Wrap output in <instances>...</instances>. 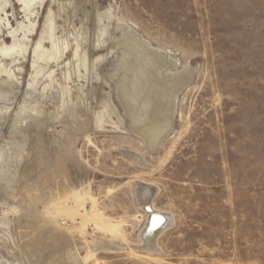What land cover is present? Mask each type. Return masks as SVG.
I'll return each instance as SVG.
<instances>
[{"label": "rangeland", "instance_id": "374dc122", "mask_svg": "<svg viewBox=\"0 0 264 264\" xmlns=\"http://www.w3.org/2000/svg\"><path fill=\"white\" fill-rule=\"evenodd\" d=\"M124 33L186 80L157 151L121 95ZM0 49V264H264V0H0ZM147 188L172 224L153 254Z\"/></svg>", "mask_w": 264, "mask_h": 264}, {"label": "bare ground", "instance_id": "6f19581e", "mask_svg": "<svg viewBox=\"0 0 264 264\" xmlns=\"http://www.w3.org/2000/svg\"><path fill=\"white\" fill-rule=\"evenodd\" d=\"M48 20L51 24H55L52 18H48ZM102 23L103 21L101 15L97 16L95 24ZM129 35L130 34L128 33H124V36L126 37L123 46V51L125 52V60L121 65V70L123 73L119 77V87L127 110V114L131 119V130L139 136L143 137L150 151H157L163 140L168 136V134L174 127V112L177 95L183 85H185L186 82L184 81L186 80L183 79V81L177 75H173L171 80L166 78L165 74L167 72H171L172 67L175 66L174 63L172 61L164 59V57L159 53V51L152 49L148 43L143 42L144 40L141 41L135 37H129ZM101 36L102 34L96 35L97 38L95 42L97 44H101ZM44 39V37H41V41ZM51 39H53V37H51ZM82 45L83 43H78L77 49H79L80 51L83 50V55L81 54L82 52H77L76 56L74 57L81 58L82 56H84L83 58L86 61L88 55L85 52V49H83ZM14 48L11 49V53L14 51ZM68 48V43H60L59 41L55 40V42H52L53 51L48 52L43 48L42 42H39L34 51L36 56L34 64H37V61H42L47 64L51 61L58 62L60 59H62L65 51ZM0 52L6 55L9 54L7 50L0 49ZM83 58H81V61L83 60ZM81 61H79V63H81ZM104 105L109 106V104ZM99 115L100 114L98 113V118H101ZM142 156L143 155H141V157ZM142 164L143 166H147L145 162H143ZM149 192L150 191L148 190V188L140 189L138 192L139 202L146 216L145 226L140 233L141 245L138 247V250L148 254H153L160 252L158 242L160 237L170 227L171 219L169 214L160 210H156L154 209V207H152V205H150L149 200L151 199L149 196ZM152 197L153 196H151V198ZM166 218L169 219L168 222H166V224H162L166 220ZM150 221L151 223H153L151 226H161L162 224V228H160V230L158 231H149L148 228L150 225ZM96 240L99 241V239ZM83 243H85V241ZM89 243H91V241H89L88 244ZM125 246L126 245L123 242L117 241L115 239H103L98 249H102L103 251L106 250L110 253H115V251L117 250H123ZM78 247L79 251L83 249L81 245ZM127 247L130 249L129 246ZM71 249L73 248L71 247ZM85 249L87 250L88 248ZM85 249H83L82 251H84ZM73 252L71 253V255L73 254ZM83 253H85L84 255H86V257L89 256V252ZM76 255L73 254L72 256L75 257ZM79 257L82 256L80 255Z\"/></svg>", "mask_w": 264, "mask_h": 264}, {"label": "water", "instance_id": "95a60500", "mask_svg": "<svg viewBox=\"0 0 264 264\" xmlns=\"http://www.w3.org/2000/svg\"><path fill=\"white\" fill-rule=\"evenodd\" d=\"M168 220L169 219L166 218V220L162 224H166V222H168ZM151 221H150V225H149V228H148L149 231H153V230L158 231V230H160V228H162V224H161V226H151L153 224V223H151Z\"/></svg>", "mask_w": 264, "mask_h": 264}]
</instances>
